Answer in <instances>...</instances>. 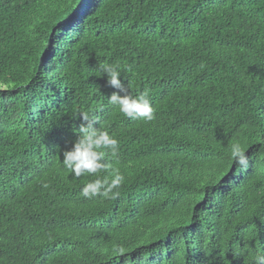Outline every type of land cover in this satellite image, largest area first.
<instances>
[{"label": "trees", "instance_id": "16d2710c", "mask_svg": "<svg viewBox=\"0 0 264 264\" xmlns=\"http://www.w3.org/2000/svg\"><path fill=\"white\" fill-rule=\"evenodd\" d=\"M120 66L155 119L108 102ZM81 113L119 141L115 198L62 164ZM239 142L249 157L236 165ZM107 151V150H105ZM48 187L45 188L44 185ZM264 0H0V264H256Z\"/></svg>", "mask_w": 264, "mask_h": 264}, {"label": "clouds", "instance_id": "9594fccd", "mask_svg": "<svg viewBox=\"0 0 264 264\" xmlns=\"http://www.w3.org/2000/svg\"><path fill=\"white\" fill-rule=\"evenodd\" d=\"M102 76H107V84L117 89L108 98V102L118 108L125 117L152 121L155 119V110L149 99V91L145 90L138 95H133L121 80L120 66L114 63H101L98 70ZM82 123L78 130V138L69 150L63 151L62 164L75 177L92 176L96 179L86 183L81 195L85 198L103 196L115 198L117 190L125 177L114 170L110 176L103 173L109 171L111 165L106 162V156L115 158L119 152V141L101 128H96L98 123L91 119L87 113H81ZM107 150V151H105ZM230 157L241 168H247L249 157L243 146L239 143L231 145ZM48 187L47 184L44 185ZM256 264H264V256H256Z\"/></svg>", "mask_w": 264, "mask_h": 264}]
</instances>
